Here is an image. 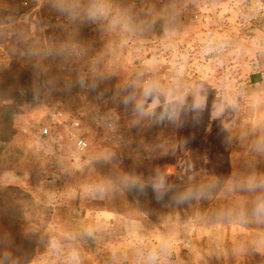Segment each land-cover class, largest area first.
<instances>
[{
    "label": "rangeland",
    "instance_id": "obj_1",
    "mask_svg": "<svg viewBox=\"0 0 264 264\" xmlns=\"http://www.w3.org/2000/svg\"><path fill=\"white\" fill-rule=\"evenodd\" d=\"M262 72L264 0H0V264L264 256Z\"/></svg>",
    "mask_w": 264,
    "mask_h": 264
},
{
    "label": "built area",
    "instance_id": "obj_2",
    "mask_svg": "<svg viewBox=\"0 0 264 264\" xmlns=\"http://www.w3.org/2000/svg\"><path fill=\"white\" fill-rule=\"evenodd\" d=\"M262 75H264V72H262ZM48 118L51 121H57L61 124H69V127L72 130H77L79 128V121L78 119H70L68 120L63 113L62 109L58 105H52L48 112ZM51 133L49 127L47 125H41L38 129V134L40 136H48ZM87 147V142L83 138H78L75 142V148L77 153H82L85 151Z\"/></svg>",
    "mask_w": 264,
    "mask_h": 264
},
{
    "label": "trees",
    "instance_id": "obj_3",
    "mask_svg": "<svg viewBox=\"0 0 264 264\" xmlns=\"http://www.w3.org/2000/svg\"><path fill=\"white\" fill-rule=\"evenodd\" d=\"M247 264H264V256L255 255Z\"/></svg>",
    "mask_w": 264,
    "mask_h": 264
}]
</instances>
